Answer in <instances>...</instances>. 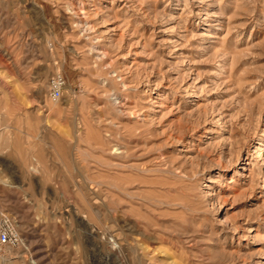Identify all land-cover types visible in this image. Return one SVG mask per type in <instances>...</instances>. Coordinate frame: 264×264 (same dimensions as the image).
<instances>
[{
  "label": "rangeland",
  "instance_id": "1",
  "mask_svg": "<svg viewBox=\"0 0 264 264\" xmlns=\"http://www.w3.org/2000/svg\"><path fill=\"white\" fill-rule=\"evenodd\" d=\"M0 213V264H264V0H0Z\"/></svg>",
  "mask_w": 264,
  "mask_h": 264
},
{
  "label": "built area",
  "instance_id": "2",
  "mask_svg": "<svg viewBox=\"0 0 264 264\" xmlns=\"http://www.w3.org/2000/svg\"><path fill=\"white\" fill-rule=\"evenodd\" d=\"M63 82L61 77L52 80V99H60V88ZM19 240V233L15 230L13 222H11L9 217L0 213V246L17 245Z\"/></svg>",
  "mask_w": 264,
  "mask_h": 264
},
{
  "label": "bare ground",
  "instance_id": "3",
  "mask_svg": "<svg viewBox=\"0 0 264 264\" xmlns=\"http://www.w3.org/2000/svg\"><path fill=\"white\" fill-rule=\"evenodd\" d=\"M79 23V22H78ZM79 25V24H78ZM82 25H80V27H81Z\"/></svg>",
  "mask_w": 264,
  "mask_h": 264
}]
</instances>
